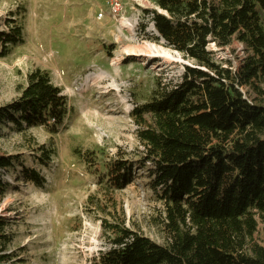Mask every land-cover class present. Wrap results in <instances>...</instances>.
I'll use <instances>...</instances> for the list:
<instances>
[{"label":"trees","instance_id":"trees-1","mask_svg":"<svg viewBox=\"0 0 264 264\" xmlns=\"http://www.w3.org/2000/svg\"><path fill=\"white\" fill-rule=\"evenodd\" d=\"M149 1L156 9L144 13L155 40L193 66H184L180 83L129 112L143 151L134 161L124 153L111 159L97 181L99 198L87 200L86 212L102 216L108 246L93 264H264V237H258L264 227V0ZM5 23L1 59L24 44L22 26ZM234 41L246 52L237 68L209 50ZM68 113L66 96L36 70L20 97L0 107V139L7 123L19 134L41 127L56 133ZM29 150V166L19 155L0 156V197L10 172L27 186L46 185L43 173H51L54 152L43 145ZM135 170L146 174L163 209V244L127 228L117 208L115 194L134 183ZM6 227L0 220V264L12 260Z\"/></svg>","mask_w":264,"mask_h":264},{"label":"rangeland","instance_id":"rangeland-1","mask_svg":"<svg viewBox=\"0 0 264 264\" xmlns=\"http://www.w3.org/2000/svg\"><path fill=\"white\" fill-rule=\"evenodd\" d=\"M114 5L118 11L112 15ZM154 9L149 0H0L1 30L15 20L24 40L0 58V107L15 102L27 76L39 70L50 75L70 109L56 145L50 127L24 134L10 123L3 127L0 156L19 155L29 166V146L54 152L51 173H43L44 187L27 186L13 172L6 176L9 189L0 197V220L12 240L8 264H93L99 252L107 251L100 215L86 212L87 200L99 198L97 181L111 159L140 158L132 108L180 83L184 66H193L155 40L151 16L144 13ZM209 50L216 61H230L233 68L246 57L237 41L222 51L211 44ZM135 175L130 187L115 194L117 208L127 228L163 244V209L146 174L135 170ZM258 237H264L262 225Z\"/></svg>","mask_w":264,"mask_h":264},{"label":"built area","instance_id":"built-area-1","mask_svg":"<svg viewBox=\"0 0 264 264\" xmlns=\"http://www.w3.org/2000/svg\"><path fill=\"white\" fill-rule=\"evenodd\" d=\"M117 7H118L117 5H114V6L110 7V12L109 13L112 14V15L117 13V11H118ZM59 134H60V132L58 131L53 136V140H54L55 145L59 141Z\"/></svg>","mask_w":264,"mask_h":264},{"label":"bare ground","instance_id":"bare-ground-1","mask_svg":"<svg viewBox=\"0 0 264 264\" xmlns=\"http://www.w3.org/2000/svg\"><path fill=\"white\" fill-rule=\"evenodd\" d=\"M125 24H126V27L131 28V26L128 23H125ZM151 31L156 35V32L154 31V29L152 27H151ZM162 56H163L164 59H170V57L167 56L166 54H163ZM85 82H87V85H88L89 79L87 77L85 78Z\"/></svg>","mask_w":264,"mask_h":264}]
</instances>
